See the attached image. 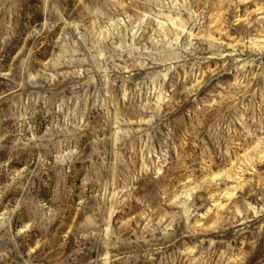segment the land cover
Masks as SVG:
<instances>
[{
    "label": "rangeland",
    "instance_id": "rangeland-1",
    "mask_svg": "<svg viewBox=\"0 0 264 264\" xmlns=\"http://www.w3.org/2000/svg\"><path fill=\"white\" fill-rule=\"evenodd\" d=\"M0 264H264V0H0Z\"/></svg>",
    "mask_w": 264,
    "mask_h": 264
}]
</instances>
